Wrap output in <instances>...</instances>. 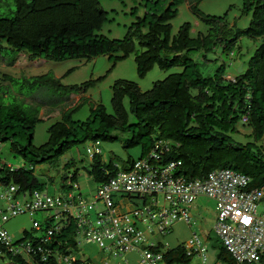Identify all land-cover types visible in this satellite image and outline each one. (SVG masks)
Wrapping results in <instances>:
<instances>
[{"label":"trees","instance_id":"trees-1","mask_svg":"<svg viewBox=\"0 0 264 264\" xmlns=\"http://www.w3.org/2000/svg\"><path fill=\"white\" fill-rule=\"evenodd\" d=\"M203 1L149 0L144 16L138 17L128 28L125 38L115 40L101 34L110 19L100 0H0V63L8 67L14 66L21 55H26L31 61L46 59L54 62L91 61L107 56L115 68L117 63L137 52L138 42L142 51L135 56V63L141 79L156 66L165 72L182 69L156 82L147 92H142L135 82L120 79L111 88L114 114L99 104L93 106L88 119L74 121L73 116L86 100L82 97L65 113L62 121L49 128V139L39 148L33 145V139L37 125L43 121L40 106L26 102L27 97L20 90L6 89L3 83L9 82L13 87L19 78L2 73L0 144H9L11 152L28 161L31 169L22 166L19 171L10 173L5 168L0 175V185H17L30 193L44 191L45 184L34 175V166L58 160L72 148L94 142V146L87 149L91 159L87 172L100 186L116 176L120 167L129 169L136 162L130 159L124 166H118L113 161L105 162L102 151L92 156L88 152L99 148L100 142L117 141L119 138L113 133L119 131L128 133L122 141L124 149L143 144L140 159L148 156L157 141L173 143L171 151L164 154L162 164L181 161L178 172L188 178L204 179L216 169L227 168L250 177L251 188L264 187V151L258 146L264 139V0H243L244 15H251L250 24L244 30L237 27L236 20L228 21V13L221 18L202 14L198 6ZM184 3L190 5V10L208 28L206 34L198 33L192 37L193 25L184 23L173 36L171 22ZM244 38L256 41L258 47L247 68L241 74L237 73L234 82L225 79L226 64H221L212 77H205L198 71L196 55L202 53L203 60L209 62L208 55L218 47L224 54H231L236 48L241 51L239 43ZM74 71L75 68L68 70L62 78L48 73L21 79L24 84H29L33 78L32 85L52 86L67 96H84L108 76L80 85H63L61 80ZM8 95L11 100H6ZM126 99L131 105L130 113L136 118L134 122H130L124 106ZM244 117L248 118L246 123ZM241 122L252 129L254 143L242 145L230 137ZM71 168H74L72 161L65 165V169ZM72 175L77 181L78 172ZM60 193L67 196L73 193L74 203L80 199L87 201L80 185L78 190L69 186ZM143 205L136 207L142 210ZM139 219L137 217L136 224L141 228ZM33 232L40 239L45 236L46 229L36 232L33 227ZM33 235L25 232L23 239L14 244L32 240ZM76 236V227L70 226L54 234L52 246H60L64 254L76 256L74 264H94L77 256L80 249ZM155 243L154 250H162L165 246L161 243L158 248L160 242ZM213 248L218 250L216 259L220 264H237L220 243H215ZM0 252L5 255L1 257L0 254V258H6L12 264H64L54 257L43 261L40 254L33 255L34 261L28 263L21 255L14 257L5 243H0ZM191 263L192 258L186 255L183 245L164 254V264Z\"/></svg>","mask_w":264,"mask_h":264},{"label":"built area","instance_id":"built-area-1","mask_svg":"<svg viewBox=\"0 0 264 264\" xmlns=\"http://www.w3.org/2000/svg\"><path fill=\"white\" fill-rule=\"evenodd\" d=\"M247 121L244 117L243 122ZM172 144L157 141L147 157L134 162L129 169L120 167L116 176L98 186L91 204L82 199L74 203L73 193L68 196L45 191L30 193L11 185L2 196L7 200L8 208L0 211V243H5L14 257L21 255L28 263L34 261L33 255L40 254L43 261L54 257L59 263L74 264L76 256L64 254L60 246H52L55 233L73 226L77 240L80 235L86 243L95 244L114 257L135 251L140 255L138 264H164L168 247L154 250L157 243L150 242L149 235L155 236L157 231L160 236H165L177 221L190 224V207L200 197H206L217 204L214 235L236 263L264 264V211L258 210L264 206V187L251 188L250 177L227 168L216 169L204 179L188 178L178 172L181 161L162 164V158L171 151ZM88 152L92 156L101 150L97 147ZM5 168L10 173L21 169L0 155V175ZM69 176L71 187L78 190L79 183L73 180V175ZM1 188L6 186L0 185ZM99 202L104 205L103 210L98 208ZM141 204H144L143 209L138 210L136 206ZM27 212L32 216L44 214V221H33V227L36 232L45 228V236L38 239L36 234L32 240L15 245L3 225L10 218ZM132 217L136 220L132 221ZM137 217L143 229L137 227ZM208 238L194 233L183 244L186 255L192 258L191 264L194 258L201 264H208L211 243ZM80 245L81 241H78L79 249ZM162 245L160 242L158 248ZM0 264L12 263L0 258ZM212 264L220 263L216 259Z\"/></svg>","mask_w":264,"mask_h":264},{"label":"rangeland","instance_id":"rangeland-1","mask_svg":"<svg viewBox=\"0 0 264 264\" xmlns=\"http://www.w3.org/2000/svg\"><path fill=\"white\" fill-rule=\"evenodd\" d=\"M148 1L149 0H100L102 8L109 13L110 19L103 28L101 34L115 40L125 38L128 33V28L136 22L138 17L144 16L146 12L145 4H147ZM230 8L232 10L228 12ZM198 9L202 14L214 18L224 17L225 14L228 13V21L231 23L236 20L237 27L242 30L249 26L251 20V15L246 16L243 13V0H204L198 6ZM184 23H191L193 25V30L191 32L192 37H196L198 33L206 34L208 31V28L201 23L198 16L190 10V5L188 3H184L178 8V16L171 22L173 36L177 35L180 27ZM136 46L137 52L127 60L117 63L115 68H113L114 63L108 60L107 56H101L91 61L69 60L65 62H54L46 59L31 61L28 59V56L21 55L20 60L12 67H8L3 62L0 63V80L3 75L2 73L19 78L13 87L10 86L9 82L3 83V86L6 89L9 88L10 90L23 92L22 94L27 97L26 102H34L35 106H40V118L43 119V121L36 127L33 145L37 148L43 146L49 139V128L55 123L62 121L65 113L70 108L77 105L82 97L86 100L82 102L81 108L73 116L74 121H85L88 119L93 106L99 104L104 105L108 113L114 114V109L112 107L113 92L111 88L115 82L120 79L135 82L142 92H147L153 88L156 82L164 80L172 73L182 71L181 68H175L169 72H165L156 66L145 78L141 79L137 73L135 56L140 54L142 49L138 42H136ZM239 46L241 47V51L236 48L231 54H224L222 49L218 47L213 53L208 55L209 62L203 60L202 53L196 55L194 60L199 64L197 66L198 71L205 77H212L221 64H226V76L235 77L241 66H243V69L247 68L248 61L254 55L258 43L254 40L244 38L240 41ZM72 68H75V71L61 80L63 85H80L88 80L97 79L106 74L108 76L102 83L96 86V88L91 89L84 96H67L64 95L62 91L60 92L52 86L32 85L31 81L33 78L29 84H24L23 79H21L23 77L30 78L48 73L53 74L56 78H62L65 73ZM108 71H110L109 74ZM6 100H11V96L8 95ZM124 106L129 113L130 122H134L136 118L130 113L131 105L128 99L125 100ZM113 135L119 139L115 142H100L99 148L102 151L101 155L105 162L113 161L118 166H124L130 159L133 161L140 160L142 157L143 144L133 149H124L122 141L128 137V133L121 134V132L115 131ZM230 137L235 142L242 145L255 142L252 129L249 126H244L242 122L238 124L235 132L230 133ZM22 143L25 145V141ZM93 146L94 142H86L72 148L58 160L34 166V175L40 182L45 184L44 191L49 192L51 195H57L66 189L68 190V187L71 186V182L70 179L63 178L64 174L69 173L70 176H72V174L78 172L77 181L75 182L79 183L80 190L85 199L90 204L93 203L98 192V186L87 172L91 165V159L87 154V149ZM258 146H262V150L264 151V139L259 142ZM0 147L2 148V158L8 163L18 167L25 166L31 169V164H29L28 161L22 159L20 155L11 152L9 144H2ZM70 161L74 163V168L67 170L65 169V165ZM8 190L9 188L0 189V211H4L8 208L7 200L2 197ZM119 199L118 197V202ZM216 206L217 204L215 201L206 197H200L189 209V217L191 218L190 224L177 221L171 226L170 232L167 235L160 236L156 231L155 236L149 235V241H159L171 250L188 242L194 233L198 234L201 238L209 237L208 239H210L211 243L207 255L208 264H212L216 260L218 252V250L214 249L212 246L215 243L219 245V240L213 232V227L218 217ZM98 208L103 210L104 205L99 202ZM258 210L259 212H263L264 206L261 205ZM34 220L43 222L44 214L37 213L35 216H32L28 212L20 214L10 218L3 227L9 233L12 242L15 243L23 239L25 232L29 235L34 234ZM135 220L136 219L132 217V221ZM141 229H143L142 225ZM208 234L211 237L207 236ZM78 241H81V245L77 256L80 259L90 260L94 264H138L140 260V255L137 252L115 258L106 251H102L97 245L86 243L82 240L80 235ZM193 264H201V261L198 258H194Z\"/></svg>","mask_w":264,"mask_h":264},{"label":"clouds","instance_id":"clouds-1","mask_svg":"<svg viewBox=\"0 0 264 264\" xmlns=\"http://www.w3.org/2000/svg\"><path fill=\"white\" fill-rule=\"evenodd\" d=\"M241 67H243V66H241ZM239 74V73H238ZM236 77V76H235ZM235 77L234 76H226L225 77V79L226 80H228V81H231V82H234L235 81ZM228 78V79H227ZM0 145H2V144H0ZM0 155H1V157H2V148L0 147ZM16 167H18V166H16ZM21 168V167H20ZM68 173H67V178H68ZM66 178V179H67ZM69 179V178H68ZM11 185H13V184H11ZM11 185H9V186H6V188H9ZM3 186H5V185H3ZM15 186H17V185H15Z\"/></svg>","mask_w":264,"mask_h":264},{"label":"water","instance_id":"water-1","mask_svg":"<svg viewBox=\"0 0 264 264\" xmlns=\"http://www.w3.org/2000/svg\"><path fill=\"white\" fill-rule=\"evenodd\" d=\"M243 72V67H240L239 70H238V73L241 74ZM64 179L67 178V174H64L63 176Z\"/></svg>","mask_w":264,"mask_h":264},{"label":"bare ground","instance_id":"bare-ground-1","mask_svg":"<svg viewBox=\"0 0 264 264\" xmlns=\"http://www.w3.org/2000/svg\"><path fill=\"white\" fill-rule=\"evenodd\" d=\"M166 257V256H165Z\"/></svg>","mask_w":264,"mask_h":264}]
</instances>
